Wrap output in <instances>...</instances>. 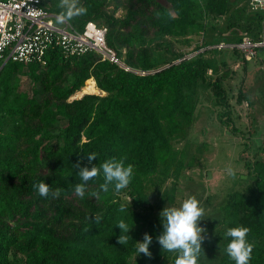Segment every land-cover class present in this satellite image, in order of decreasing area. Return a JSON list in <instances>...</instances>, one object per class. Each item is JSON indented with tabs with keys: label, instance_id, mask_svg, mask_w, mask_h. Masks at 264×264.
<instances>
[{
	"label": "trees",
	"instance_id": "obj_1",
	"mask_svg": "<svg viewBox=\"0 0 264 264\" xmlns=\"http://www.w3.org/2000/svg\"><path fill=\"white\" fill-rule=\"evenodd\" d=\"M104 1L79 0L87 14L67 22L79 32L88 22L106 27V44L117 58L146 75L126 72L94 51L67 55L58 46L46 51L43 62L0 61V264H160L170 252L157 241L163 221L151 218L147 191L153 187L159 192L172 178L163 198L173 203L176 180L191 166L175 143L187 137L202 91L210 89L216 104L227 110L221 119L233 124L229 97L221 88L223 76L212 79L207 74L216 69L204 57L210 50L201 52L205 45L195 47L198 53L192 57L172 54V59L160 62L149 44L159 47L164 39L199 35L208 16H225L240 0H127L121 20L105 10ZM245 10H235L237 19L262 18L245 15ZM252 37L261 40L256 34ZM241 40L238 36L207 45ZM164 44L169 46V41ZM22 77L29 79V90L20 86ZM90 81L104 95L70 100ZM247 148L245 144L246 152ZM90 153L96 154L92 161L96 166L111 157L123 159L125 166L131 164L130 184L118 192L110 186L104 193L99 189L101 173L87 182L83 199L77 196L74 186L82 181L74 165L79 162L90 168ZM252 167L254 175L264 178L263 163ZM38 181L52 190L63 189L59 198L39 196L33 188ZM93 191L100 192L99 199L90 195ZM220 212L219 239L211 247L203 241L198 264L212 260L235 264L225 253L230 238L224 233L238 225L250 229L247 239L254 249L249 264H264L260 189L228 194ZM96 215L101 216L99 224L93 219ZM122 218L132 225L125 245L117 243L116 224ZM145 233L152 237L151 258L136 251ZM207 250L217 251L218 256L211 259ZM175 258L164 264H174Z\"/></svg>",
	"mask_w": 264,
	"mask_h": 264
},
{
	"label": "rangeland",
	"instance_id": "obj_2",
	"mask_svg": "<svg viewBox=\"0 0 264 264\" xmlns=\"http://www.w3.org/2000/svg\"><path fill=\"white\" fill-rule=\"evenodd\" d=\"M41 1L42 6L52 15L58 16L62 11L60 0ZM104 2L105 10L109 14L119 20L124 18L127 0ZM244 7L245 15L261 14L262 18H255L253 21L237 19L235 10ZM253 34L264 40V12L254 10L240 0V3L230 8L225 16H208L205 31L199 35L164 39L159 47L155 42L149 44L160 62L181 53L192 57L198 53L194 51L195 47L205 45L201 52L210 50L204 57L213 61L216 69V73L208 70V76L212 79L223 76L221 88L229 97V114L233 124L229 126L222 120L224 118L221 119L227 110L216 104V98L210 89L202 91L187 137L175 143V148L186 154V163H190L191 166L186 167L181 177L176 180L173 203L163 198V193L173 185L172 178L164 183L159 192L155 193L153 187L147 191L153 206L151 218H157L159 221H162L160 212L164 207H179L184 199L195 196L205 211L202 220L198 221V226L206 230L202 235L205 236L204 242L207 247H211L214 240L219 239L218 232L223 229L218 220L221 217L220 208L228 194L248 193L249 190L260 189L264 198V178L262 175H254L252 167L255 162L264 164V47L255 51L250 48L243 51L235 49L236 52H233L228 48H222L224 50L217 48V51H212L211 49L219 45L218 42L213 46L207 45L208 41L233 39L238 36L252 39ZM168 41L169 46L164 44ZM20 86L24 90H29V79L22 77ZM86 86L82 88L86 90L82 96L104 95L93 87V81L88 82ZM81 97L72 96L70 100ZM233 126L235 133L231 131ZM245 144H248L247 152ZM229 167L235 170V177L228 174ZM258 170L262 171V168L258 167ZM123 198L128 200V197ZM175 255L176 253L170 252L160 264L170 262ZM207 255L213 259L214 256H218V252L207 250ZM215 263L216 260H212L210 264Z\"/></svg>",
	"mask_w": 264,
	"mask_h": 264
},
{
	"label": "clouds",
	"instance_id": "obj_3",
	"mask_svg": "<svg viewBox=\"0 0 264 264\" xmlns=\"http://www.w3.org/2000/svg\"><path fill=\"white\" fill-rule=\"evenodd\" d=\"M62 11L57 16V21L64 23L73 17L86 15L87 8L80 5L79 0H60ZM80 99V98H79ZM96 159L95 153L87 154L88 164L91 165L81 167L77 162L74 167L78 170L76 174L82 181L74 186V192L81 199L85 196L86 184L88 181L103 175V183L99 185V189L107 193L110 186H114L115 191L125 189L131 182L133 175V166L128 164L125 166L123 159L111 157L105 159L99 166L93 165L92 161ZM230 176L235 177V170L231 167L227 169ZM33 188L38 192L39 196L47 198L51 195L53 199L59 198L63 189H50L49 185L44 181H38L33 184ZM90 195L100 198L99 191H93ZM130 203V201H129ZM121 211H124L123 207ZM205 215L203 207L195 196H189L184 199L179 207H164L160 212L162 219L163 231L157 237V241L161 248L167 252L176 253L174 264H198V259L203 252L202 243L205 236L202 235L206 230L198 226V221L202 220ZM95 223L99 224L101 216L96 215ZM116 227L120 229V235L117 237V243L125 245L130 237L128 232L130 226L125 219H120ZM250 229L244 226H235L226 228L225 237L230 238L226 245L225 253L235 264H249L252 258L254 244L249 242L247 237ZM152 243V237L145 233L142 242H137V255L143 254L147 258H151L149 245Z\"/></svg>",
	"mask_w": 264,
	"mask_h": 264
},
{
	"label": "built area",
	"instance_id": "obj_4",
	"mask_svg": "<svg viewBox=\"0 0 264 264\" xmlns=\"http://www.w3.org/2000/svg\"><path fill=\"white\" fill-rule=\"evenodd\" d=\"M251 8L264 12V0H243ZM107 28L88 22L83 31L74 30L66 21L60 23L42 6L41 0H0V61L21 64L43 62V56L52 46H58L67 55H82L94 51L103 60L118 65L126 72L140 76L148 72L134 69L119 60L106 44ZM219 46V47H218ZM264 47V40L242 38L236 44L219 43L215 48L256 50Z\"/></svg>",
	"mask_w": 264,
	"mask_h": 264
},
{
	"label": "bare ground",
	"instance_id": "obj_5",
	"mask_svg": "<svg viewBox=\"0 0 264 264\" xmlns=\"http://www.w3.org/2000/svg\"><path fill=\"white\" fill-rule=\"evenodd\" d=\"M87 87V86H86ZM83 93H86V90L85 89H82L80 92H78V93H75L73 96H82V94ZM90 93H92L91 91H90ZM102 96V95H101Z\"/></svg>",
	"mask_w": 264,
	"mask_h": 264
}]
</instances>
